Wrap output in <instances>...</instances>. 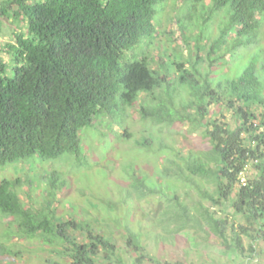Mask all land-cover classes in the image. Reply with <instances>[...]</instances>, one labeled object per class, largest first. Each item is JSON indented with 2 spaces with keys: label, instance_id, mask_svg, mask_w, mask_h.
I'll return each mask as SVG.
<instances>
[{
  "label": "trees",
  "instance_id": "trees-1",
  "mask_svg": "<svg viewBox=\"0 0 264 264\" xmlns=\"http://www.w3.org/2000/svg\"><path fill=\"white\" fill-rule=\"evenodd\" d=\"M183 1L188 3L191 15L203 3ZM210 1L201 10L209 9V19L216 11L228 8V20L220 24L213 51L232 53L245 44L243 36L247 45L256 41L264 0ZM2 2L0 14L14 13L22 25L14 32L12 42L0 44V169L34 155L50 159L65 152L77 153L79 133L95 116L110 113L122 104L133 105L142 93H153L162 85L164 78L146 56L130 58L126 52L152 40L158 6L165 0ZM233 32L236 34L230 38ZM196 38H206L202 28ZM173 65L180 71L182 92L186 89L190 95L185 104L193 110L189 117L204 127L211 147L205 153H191L185 160L191 175L205 180L203 186L197 185L199 201L189 205L175 191L167 196L166 215L169 221L176 219L177 228L189 223L208 227L228 249L244 252L243 234L254 241L264 238V91L260 79L246 71L224 85L219 82L216 89L208 78L202 92L197 86L200 81H196L203 75L197 63L187 66L181 59ZM167 98H162L156 108L154 118L158 121H167L173 115L164 113L169 99H174L170 90ZM216 104L231 112L236 122L233 126L220 118L225 116L223 112L220 116L212 114ZM142 109L144 114H154L146 107ZM176 113L178 119L182 118L180 112ZM170 160L176 163L175 158ZM246 172L250 174L245 175L244 184L241 177ZM19 183L20 179L0 183V212L14 216L19 233L28 237L40 234L65 244L62 251L73 264H96L100 254L110 258L116 253L115 244L106 235L94 233L88 220H64L50 207L48 212L25 205L16 191ZM203 199H211L225 210L231 207V221L230 215H218ZM238 216L244 217L246 224L238 222ZM70 230L79 231L85 239ZM140 240L141 234L128 231L129 247L140 254L134 264H145L146 259L160 263L145 254ZM251 248L255 250L254 243Z\"/></svg>",
  "mask_w": 264,
  "mask_h": 264
},
{
  "label": "rangeland",
  "instance_id": "rangeland-1",
  "mask_svg": "<svg viewBox=\"0 0 264 264\" xmlns=\"http://www.w3.org/2000/svg\"><path fill=\"white\" fill-rule=\"evenodd\" d=\"M164 3L158 6L156 32L149 44L142 43L126 52L130 58L146 56L150 66L164 78L162 85L153 93H142L133 105L122 104L110 113L95 116L92 123L80 131L77 153L65 152L50 159L34 155L11 162L0 169V183L4 179H20L16 191L25 205L48 212L50 207L64 220L91 222L96 230L93 232L106 235L116 247V253L110 258L100 254L96 264L135 263L140 254L128 245L130 229L141 234L145 254L160 261L146 259L145 264H264V238L254 241L243 234L245 250L240 252L228 249L208 227L203 229L189 223L185 228H177L176 219L169 221L166 215L167 196L175 191L189 205L199 201L197 185L203 186L205 180L191 175L185 160L191 153H205L211 147L204 127L189 117L193 110L185 104L190 95L186 89L182 92L178 83L180 71L173 64L181 59L187 66L197 63L203 74L196 78L202 92L208 78L217 89L246 71L258 75L264 91V17L262 15L254 36L256 41L247 45L243 36L245 44L232 53L226 50L216 53L212 44L219 34L220 24L228 20L227 7L216 11L209 19V9L201 10L204 5H210V0L199 3L193 15L183 0H165ZM12 9L9 7L10 11ZM21 25L14 13L0 14V44L12 42L14 32L21 29ZM200 27L206 36L202 40L196 38ZM169 90L174 99H169L164 113L173 115L168 116L167 121H158L154 118L156 108L162 98H167ZM143 107L154 114H144ZM257 109L262 110L260 106ZM175 110L182 118L178 119ZM211 110L215 116L223 112L225 116H219L224 122L232 126L236 123L231 112L222 106L213 105ZM170 158H175L176 163ZM248 174L250 172L245 175ZM203 202L223 217L233 212L231 207L225 210L211 199H203ZM14 219L0 212V264H73L62 251L65 244L54 243L40 234L22 235ZM237 219L246 224L244 217ZM71 234L85 239L79 231H71ZM253 243L255 250L251 248Z\"/></svg>",
  "mask_w": 264,
  "mask_h": 264
},
{
  "label": "clouds",
  "instance_id": "clouds-1",
  "mask_svg": "<svg viewBox=\"0 0 264 264\" xmlns=\"http://www.w3.org/2000/svg\"><path fill=\"white\" fill-rule=\"evenodd\" d=\"M263 17H264V15H263ZM263 17H262L261 15L259 16V20H260V22L262 21L261 18H263ZM91 123H92V122H91ZM91 123H90V124H91ZM79 134H80V133H79ZM79 138H80V142H81V137H79ZM79 146H80V144H79ZM243 177L245 178V181H246V176H245V174H242V177H241V181L245 184V181H243V179H242Z\"/></svg>",
  "mask_w": 264,
  "mask_h": 264
},
{
  "label": "built area",
  "instance_id": "built-area-1",
  "mask_svg": "<svg viewBox=\"0 0 264 264\" xmlns=\"http://www.w3.org/2000/svg\"><path fill=\"white\" fill-rule=\"evenodd\" d=\"M242 179H243V181H245V178L244 177Z\"/></svg>",
  "mask_w": 264,
  "mask_h": 264
}]
</instances>
